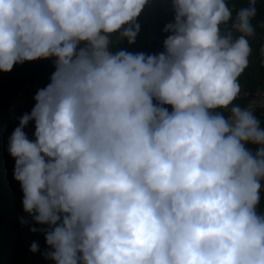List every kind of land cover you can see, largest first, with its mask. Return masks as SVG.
Here are the masks:
<instances>
[{"label": "clouds", "instance_id": "9594fccd", "mask_svg": "<svg viewBox=\"0 0 264 264\" xmlns=\"http://www.w3.org/2000/svg\"><path fill=\"white\" fill-rule=\"evenodd\" d=\"M169 2L148 53L121 45L150 0H0V71L54 66L8 142L45 260L264 264V95L236 103L257 0Z\"/></svg>", "mask_w": 264, "mask_h": 264}, {"label": "trees", "instance_id": "16d2710c", "mask_svg": "<svg viewBox=\"0 0 264 264\" xmlns=\"http://www.w3.org/2000/svg\"><path fill=\"white\" fill-rule=\"evenodd\" d=\"M236 2L237 7L247 6V0ZM257 9L253 20L256 35L249 38L252 47L250 63L240 77L241 85L246 89L264 83V0H257ZM138 19L141 32L136 44L129 46L125 41L121 47L133 52L161 51L167 35L162 29L172 19L170 8L162 7L158 0H150ZM53 71L52 60L28 61L15 65L11 72L0 71V264H54L41 255L47 247L44 235L31 232L30 226L20 221V217L28 214L23 211L20 183L13 177L15 159L8 152L9 136L19 124L18 117L30 112L35 103V93L49 83ZM244 102L243 98L236 101L242 105ZM26 131L31 137L34 121ZM260 208L264 211V194ZM33 241L39 243L40 252L30 251Z\"/></svg>", "mask_w": 264, "mask_h": 264}, {"label": "built area", "instance_id": "2783aa9c", "mask_svg": "<svg viewBox=\"0 0 264 264\" xmlns=\"http://www.w3.org/2000/svg\"><path fill=\"white\" fill-rule=\"evenodd\" d=\"M158 2L162 7L171 8L169 0H158ZM262 39L264 40V36L262 37ZM261 95H264V83L256 85L253 89H246L242 87V95L240 98H243L245 100L243 105L247 106L250 101H252L254 98L259 99ZM261 112H264V109H256V113L258 116L261 114Z\"/></svg>", "mask_w": 264, "mask_h": 264}]
</instances>
